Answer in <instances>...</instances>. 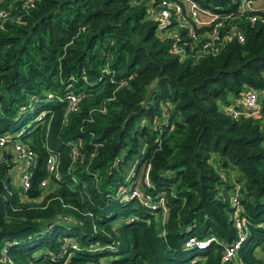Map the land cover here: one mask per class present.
I'll use <instances>...</instances> for the list:
<instances>
[{"label":"trees","instance_id":"obj_1","mask_svg":"<svg viewBox=\"0 0 264 264\" xmlns=\"http://www.w3.org/2000/svg\"><path fill=\"white\" fill-rule=\"evenodd\" d=\"M149 1L0 0V264H225L235 186L248 230L237 262L264 264V99L255 116L221 108L264 85V10L240 23L242 40L180 59ZM15 140L34 153L26 189L9 174ZM146 164L140 187L163 197L164 217L120 192ZM208 233L218 242L184 248Z\"/></svg>","mask_w":264,"mask_h":264},{"label":"built area","instance_id":"obj_2","mask_svg":"<svg viewBox=\"0 0 264 264\" xmlns=\"http://www.w3.org/2000/svg\"><path fill=\"white\" fill-rule=\"evenodd\" d=\"M20 1V6L27 8L33 6L35 0ZM232 7L222 5H202L196 0H150L147 6L146 15L154 21V29L157 35L170 38V50L177 54L180 59L196 57L206 52H216L225 40L243 39V31L240 23L246 19L254 20L257 12L264 10V0H230ZM8 8L0 6V25L8 19ZM11 19L13 17H10ZM48 96L50 94H47ZM69 109L76 108V97L68 94ZM264 99V85L246 90L234 103L221 104V108L231 117L239 115L255 116L260 112V101ZM7 136L0 135V160L3 155V147ZM11 152L14 160L18 161V180L22 189L29 185L28 167L33 164L34 153L26 145L15 140L11 142ZM47 174L57 175V159L54 153H49L46 158ZM148 164L142 170V179L146 186ZM46 180L40 181L39 185L44 186ZM121 193L134 197L142 204L150 208H156L155 213L162 217L167 213V206L162 196L154 198L150 193L139 187L137 183L127 184L120 190ZM233 205V224L235 227L234 237L228 242L221 243L220 262L225 264H244L237 262L238 250L248 232L245 221L239 217L241 205L236 197V186L229 193ZM218 242L213 233L204 237H197L189 234L183 240L184 248H204L210 242ZM70 247L75 249L77 244L70 241ZM66 244V243H65ZM8 264H12L9 262Z\"/></svg>","mask_w":264,"mask_h":264},{"label":"rangeland","instance_id":"obj_3","mask_svg":"<svg viewBox=\"0 0 264 264\" xmlns=\"http://www.w3.org/2000/svg\"><path fill=\"white\" fill-rule=\"evenodd\" d=\"M14 162H15V164L13 165V168L11 169V171L9 173L12 182H15L16 178H18V169H17V166H15L18 163V161L17 162L14 161ZM136 163H137V158H136L135 155H133L131 158H129L126 161V167L127 168L125 169V174H129V175L131 174L132 175V173H134V171H135ZM143 168H144L143 165H139V167L136 169V172H135V175H134V178H133L134 181L137 182V185L139 187L142 186V181H141L140 175H141V172H142ZM228 175H231V171L230 170L228 171Z\"/></svg>","mask_w":264,"mask_h":264},{"label":"water","instance_id":"obj_4","mask_svg":"<svg viewBox=\"0 0 264 264\" xmlns=\"http://www.w3.org/2000/svg\"><path fill=\"white\" fill-rule=\"evenodd\" d=\"M153 88H154V86H151V87L148 89V91H147V93H146V96H145V98H144V100H143V103L146 102V101L148 100V98H149V94H150V91H151ZM139 106H140V103H136V104H134V106L132 107L131 111L128 113L127 117H129V116L133 113V111H135Z\"/></svg>","mask_w":264,"mask_h":264},{"label":"crops","instance_id":"obj_5","mask_svg":"<svg viewBox=\"0 0 264 264\" xmlns=\"http://www.w3.org/2000/svg\"><path fill=\"white\" fill-rule=\"evenodd\" d=\"M15 166H17V169H18V163Z\"/></svg>","mask_w":264,"mask_h":264}]
</instances>
